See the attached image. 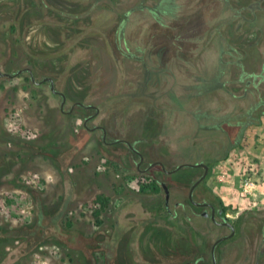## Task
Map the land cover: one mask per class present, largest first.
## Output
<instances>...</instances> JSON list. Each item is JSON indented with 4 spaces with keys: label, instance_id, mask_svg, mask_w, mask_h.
<instances>
[{
    "label": "rangeland",
    "instance_id": "obj_1",
    "mask_svg": "<svg viewBox=\"0 0 264 264\" xmlns=\"http://www.w3.org/2000/svg\"><path fill=\"white\" fill-rule=\"evenodd\" d=\"M27 1L0 0L1 66L11 73L25 66L33 67L39 74L52 75L62 70L60 75L63 76L71 69L74 73L69 78H58L59 85L55 83L57 89L68 95L69 103L78 100L99 106L103 114L98 121L102 125L106 124L103 119L109 117L116 128L111 132L113 135L116 133L133 139L138 134L147 139L155 138L163 123L158 101L152 98H139L136 101L134 93L143 92L139 84L149 77L150 88L146 92L152 95L154 91L160 99L171 88L179 95L184 94V86L203 73L205 57L215 54L221 35L230 40L232 32L230 18L225 22L229 14L228 6L223 5L221 0L220 3L218 0L217 3L214 0H173L172 3L178 6L172 16L159 13L155 19L146 7L156 6L158 0ZM32 4L41 8L37 9ZM58 4L64 5L65 8L61 9H66L64 11L67 13H59ZM215 6L221 18L211 21L213 24L203 22L206 20L203 18L204 12ZM259 19L258 24L264 21V15ZM28 20L31 22L29 25ZM187 20L191 22L181 28ZM155 21L163 24L158 26ZM121 22L124 23L122 47L145 59L146 63L128 59L118 51L115 54L112 47L106 45L107 39L114 44L116 29ZM32 23L35 24L33 27ZM176 23L180 26L175 27ZM164 24L168 25L167 31ZM190 26L194 31L189 29ZM163 30L171 35L178 34L176 39H179V45L184 43L172 57L165 56L160 63L151 56L157 50L165 51V47L170 45L169 40L163 37ZM233 43L238 41L233 40ZM187 54L191 58L189 63L182 59ZM45 91V87L39 88L24 81L23 76L0 78V264H18L20 261L27 264L33 261L36 264H67L66 252L50 248V234L45 232L53 228L66 230L65 216L74 206L69 204L68 209H63L64 199L75 198L74 203L88 201L95 192L92 186L98 181L103 186L101 191L105 196L112 197L114 203L124 204L118 211L111 207L104 216L97 215L89 225L78 222L72 228L68 227L74 233L72 249L79 253L74 254L73 264L83 263L82 258L86 264H174L170 261L174 254L149 258L132 241L124 248L118 242L115 247L100 249L106 243L101 242L102 233L95 234L96 239L91 237L92 231L97 230L94 224L98 226L99 220L104 223L102 229H111L112 221L105 222L110 213L115 216L127 211L126 214L132 215L133 212L134 225L145 218V225L156 229V218H162L165 213L162 201L156 205L158 196L143 194L135 179L129 181L128 186L120 187L123 179L120 173L103 170L106 164L101 161L97 163L93 157L102 148L93 135L83 129L85 113L77 110L72 116L60 114L58 102ZM109 101H116L117 104L109 105ZM237 107L241 108L240 105ZM23 138L29 140V145H24ZM261 146L262 142L257 140L248 142L244 134L240 149L235 148L231 152L241 153L239 158L231 160L230 154L227 163L214 165L208 185L221 197L226 213L232 217L248 211L264 214V174L255 177L246 171L252 167L248 166L250 162L247 158L250 161L255 159L257 163L258 154L254 150ZM140 148L148 154L150 161L167 159L163 156V147L155 152L146 146ZM123 149L122 146L116 147L119 151L107 153L105 159L114 163L124 174L134 166L130 160L117 157ZM23 153L27 154L22 160ZM87 153L91 157L89 161ZM133 169L129 176L136 175ZM184 171L187 172L186 169ZM88 176L91 178L90 188L83 185ZM245 178L253 179L259 184V189L245 193L242 190ZM40 210L43 213L42 227L34 223ZM126 218L124 215L121 217L122 220ZM152 230L148 236L146 234L145 240L151 236L157 239V243L163 233L154 235ZM2 232L12 238L2 242ZM58 236L59 241L66 242V237ZM144 243L146 245V241ZM36 245L47 247V250H43L47 252L29 258V253L37 249ZM141 248L145 250L143 246ZM192 257V254L187 255L188 260ZM241 260L242 257L234 252L220 255V264H241Z\"/></svg>",
    "mask_w": 264,
    "mask_h": 264
},
{
    "label": "flooded vegetation",
    "instance_id": "obj_2",
    "mask_svg": "<svg viewBox=\"0 0 264 264\" xmlns=\"http://www.w3.org/2000/svg\"><path fill=\"white\" fill-rule=\"evenodd\" d=\"M31 1L33 0H29L27 2ZM62 1H66V3L68 2V0ZM214 1L216 2L217 0ZM232 1L236 3L234 4ZM218 2L220 3V0H218ZM216 3L215 5H217ZM221 3L223 5L227 4L228 6L229 14L225 17V22L227 23V20L230 18L229 24L230 28L232 29V32L230 33L231 38L234 39V41H238L236 44L246 43V46L248 47L251 45L250 42L252 43V50L249 48L248 54L244 55L245 60L243 64L245 68L247 70H254L258 74L264 75V21L258 24V21H260V16L264 15V0H221ZM238 5H240V7H238ZM33 6L37 7V9L41 8V6L40 8H38L37 5ZM58 6H60L59 13H67L64 11L66 9H61L65 8L64 5L62 6L61 4H58ZM70 6L71 5H69V7ZM177 6V4L172 3L170 0H158L156 6L146 7V9L150 11L152 15H154L153 19H155V17H157L156 14L159 13H163L165 15L170 14L172 16V13L177 9ZM230 10L233 12L230 13ZM218 14V8L216 6L211 7L209 11L204 12L203 18L206 20L203 18H201V20H204L203 22L209 21L211 24H213L211 21H217L221 18V15L218 16ZM190 22L191 21L187 20L182 26L178 25V23H176L174 26H180L181 28H184V26H187ZM30 23L31 22L28 20L27 25ZM155 23L158 26L163 24L158 21H155ZM123 24L124 23L121 22L116 29L114 44L108 41L110 39H107L106 45L111 46L114 53L118 51L128 59L146 63L145 59L130 53L127 49L122 47L121 33ZM34 25L35 24L32 23V27ZM164 25V29L168 30V25ZM238 26H240L241 29L234 33V29ZM189 29L193 30L194 28L191 27ZM244 31L247 32L245 33ZM163 33L164 39L169 40L170 45L165 47V51L163 49H161L162 51L157 50L151 56V58L158 59L160 63L162 62V58L164 59L165 56L172 57L176 50L179 51L180 48L183 47L182 44L184 43L182 42L179 45V39H176L178 34L171 35L169 32L165 31ZM233 33L234 37H232ZM158 35L162 36V34ZM57 45L61 46L58 42ZM214 53V55L205 57L204 66L201 70L203 73L201 76L195 77L191 84L185 86H200V79H204L207 76L210 77L214 74V69L216 68L220 57L217 53V46ZM255 53H257V55H255ZM185 56L186 58H182L183 61L189 63V60H191L190 54ZM30 58H32V55ZM232 67H234L233 69L236 70L232 71L233 74H240L241 70L236 65H232ZM145 70L149 72V69L146 68ZM61 71L62 70L57 71L52 75L44 72H40L39 74L35 72L33 67L25 66L11 73L0 64L1 79H14L23 76L24 81H29L34 86L39 88L45 87L47 90V92L45 91L46 94L48 93L58 102L57 106L60 114L64 116H72L75 112H77V110H82L85 113L82 124L83 129L89 134H92L102 148L95 152L96 156H93L96 159V162L98 163L101 161L103 164H106L103 166V170L107 169L108 171H112L113 174L120 173V176L123 178L120 187H126L128 186L129 181L134 179L137 180L139 190L143 192V194L149 193L158 196L156 199V205L162 201L165 212L162 218H156V229L154 227H147V225H145V218H141L140 222H138V225H134L133 212H131L132 215L126 214L128 213L127 211L126 213H120L115 216L111 215L110 213L107 215L105 222L112 221L110 224L111 229L108 231L102 229L101 226L104 225V223L102 224L103 221L99 220L97 221L98 226L94 224L95 229L97 230L92 231L93 233L91 234V237L94 239H96V235L99 233H102L103 237H106L107 239L109 238L108 240H105L101 236V242L105 241L106 243L104 246H100V249H102V247H115L118 242L120 243V247L124 248L127 247V245H129L132 241L141 252L148 254L149 258H154L155 256L164 258L166 254H170L171 256L174 254L173 259H170V261L172 263L174 262V264H213V246L218 240L223 239L215 247V257L217 264H220V255L229 254L231 252L239 254L242 257L241 264H264V214L244 213L236 217H232L226 213V209L224 208V203L222 202L221 198L214 191V189L208 185V181L211 178L215 164L211 166L203 163L208 167L207 176L192 191L193 185L205 174V168L184 167L177 170L180 165L194 163H179L175 160V152L174 150L171 151L170 147L166 145L167 139L162 129L165 119L162 120L163 123L160 126L159 133L155 138L152 139H147L146 137H143L139 134L136 135V139H133L130 136L117 135L116 133L113 135L111 132L116 128L115 124H113L109 117L103 119L107 125H102L100 121H98L103 114L99 106L94 104H86L83 101L78 100L69 103L70 100L68 95L60 89H57L55 83H58L59 85L58 78H69L74 73V71L72 72L71 69H69L67 75L63 76L60 75ZM70 72L71 74H69ZM152 93L155 92L153 91ZM138 99L139 98H137L136 101H138ZM147 100L149 99L147 98ZM252 100L254 102H260V100H264V83L260 84L257 90H254ZM192 102L194 105L205 103V106L213 110L216 115L225 117L229 116L230 119H236L241 121L240 123H243L244 118L242 117V114L248 108L247 105L249 103V99L247 100L239 96L229 95L228 93L219 90L212 92V94L207 99L199 98L193 100ZM107 104L116 105L117 102L109 101ZM121 104L122 102L119 103V105ZM129 105L127 109L130 108ZM238 105H240L241 108L237 107ZM225 106L228 108L224 109ZM257 109L258 110L254 114L261 111V108ZM263 117L264 116H262V118ZM131 136L135 135L131 134ZM22 142L25 146L29 145V140L26 138H23ZM118 146H122L124 149L119 152L117 157H123V160H125V158L130 160L131 165L134 166V169H132L136 174L135 176H129L131 175L132 169H128L123 174V171L120 170V168H116L114 163L105 159L107 153L119 151L116 150V147ZM140 146H146L149 150L154 152L161 147L165 148L163 156L164 158H167L168 161L167 159H157L150 161L148 154L142 148H140ZM88 153L87 160L89 161V158L91 157L88 156ZM26 154L27 153H23L22 160L26 158ZM32 158L33 157H31V159ZM26 168H29V166ZM184 169H186L187 172L184 171ZM27 171L30 170L27 169ZM104 172L106 173L107 171ZM90 180V176L86 177L83 185L90 188ZM156 186L158 189L157 191H155ZM92 187L95 192L91 196V191L89 189L88 194L91 196V198L88 201L84 200V202L74 203L75 198H69L67 201L64 199L65 201L62 205L63 209H68L67 207L69 204L74 206L68 210L67 215L65 216L66 220L64 225L67 228L66 230L63 228L55 229L52 227L53 229L48 231V233L45 232L47 235L50 234V248H56L66 252L67 264H73L74 254H79L72 249L71 241H73L74 233L73 231H69V228H72L74 223L78 222L82 224L84 223V225H89V223L92 222L97 215L101 214L104 216L106 211H110L111 207H114V209H117L118 211L120 206H123L124 204L114 203L112 197L105 196L104 192L102 193L101 191V188L103 189L101 182L98 181L97 183H94ZM118 194L119 196L122 195L121 193ZM127 203L128 202L125 204ZM77 206L78 208L75 209ZM82 214L83 219L81 218ZM123 215L125 218L128 216L130 217L122 220L121 217ZM42 216L43 213L42 210H40L34 219V223L39 225V227H42L43 225ZM151 230L153 231L154 235L163 233V237H161V240L157 241V243V239H154L151 236L145 240L146 234L148 236ZM7 234L8 233L5 234L2 232V242L7 240L9 241L12 238L10 236L6 237ZM58 235L66 237V242L59 241L60 237ZM43 236L46 237V235ZM132 238H134V240H132ZM13 239H16V237ZM145 241L146 245L144 243ZM99 245H102V243ZM142 246L145 249L144 251H142ZM36 247L37 249H34L31 253H29V258L33 259L34 256H38L39 253L47 252L43 251L44 249L47 250V247H38L37 245ZM188 254H192V259H187ZM80 260L86 264L85 259L82 258ZM18 264H27V262L20 261ZM28 264L36 263L33 261Z\"/></svg>",
    "mask_w": 264,
    "mask_h": 264
},
{
    "label": "trees",
    "instance_id": "obj_3",
    "mask_svg": "<svg viewBox=\"0 0 264 264\" xmlns=\"http://www.w3.org/2000/svg\"><path fill=\"white\" fill-rule=\"evenodd\" d=\"M240 29L241 27L238 26L234 29V33ZM233 40L221 35L217 44V53L220 57L214 74L200 79V86H185L182 95L171 88L160 99L156 97V93L149 95L150 93L146 92L150 88V79L146 77L145 81L139 84L143 92L134 93L136 98H152L158 101L165 119L162 129L166 135V145L171 151L174 150V158L179 163H205L212 166L226 161L231 152L240 146L246 129L262 123L264 100L254 102L252 96L254 90L264 83V75L254 70H247L243 64L244 55L248 54L249 48L252 50V43L250 42L251 45L248 47L246 43L236 44ZM232 65H236L241 70L240 74H233L232 71L235 69ZM146 75L149 76L148 73ZM219 90L249 99L248 108L242 114L243 123L230 119L229 116L216 115L213 110L205 106V103L194 105L192 102L199 98L207 99L212 92ZM257 108H261V111L254 114ZM155 188L157 191V186Z\"/></svg>",
    "mask_w": 264,
    "mask_h": 264
},
{
    "label": "crops",
    "instance_id": "obj_4",
    "mask_svg": "<svg viewBox=\"0 0 264 264\" xmlns=\"http://www.w3.org/2000/svg\"><path fill=\"white\" fill-rule=\"evenodd\" d=\"M259 132H260V134H259ZM245 137L247 138L248 142H252L253 140H255V141L257 140L258 142H262V146L261 147H256L255 150H254L255 153L258 154L257 163H256L255 159L250 161L249 158H247L248 161L250 162V164L248 163V166H252V167H250L249 170L248 169L247 170L245 169V170L249 171L250 174H253L255 177L260 175L261 173L264 174V117L262 118L261 125H259V126H250L249 128L246 129ZM237 149H240V146L237 147ZM239 154H241V153H239L237 151H234L231 154V160H232V158L234 160H237L239 158ZM241 156L243 157V155H241ZM229 160L227 159L226 161H223V162H220V163H227V161H229ZM256 189H259V184H257V188ZM238 192L239 191H237V193Z\"/></svg>",
    "mask_w": 264,
    "mask_h": 264
},
{
    "label": "water",
    "instance_id": "obj_5",
    "mask_svg": "<svg viewBox=\"0 0 264 264\" xmlns=\"http://www.w3.org/2000/svg\"><path fill=\"white\" fill-rule=\"evenodd\" d=\"M184 167H192V168H200V167H203L205 168V174L193 185L192 187V191L197 187L198 184H200L207 176V173H208V167L203 164V163H200V164H183V165H180L177 170L181 169V168H184ZM223 239H220L218 240L214 246H213V250H212V257H213V264H217L216 263V257H215V247L217 246L218 243H220Z\"/></svg>",
    "mask_w": 264,
    "mask_h": 264
},
{
    "label": "built area",
    "instance_id": "obj_6",
    "mask_svg": "<svg viewBox=\"0 0 264 264\" xmlns=\"http://www.w3.org/2000/svg\"><path fill=\"white\" fill-rule=\"evenodd\" d=\"M257 188V183L251 179V178H245L242 183V190L245 193H249L250 191L254 190Z\"/></svg>",
    "mask_w": 264,
    "mask_h": 264
}]
</instances>
